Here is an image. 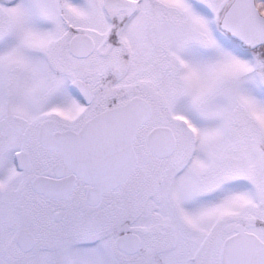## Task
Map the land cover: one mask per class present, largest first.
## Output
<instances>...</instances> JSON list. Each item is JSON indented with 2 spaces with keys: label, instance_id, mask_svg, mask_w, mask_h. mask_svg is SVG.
I'll return each mask as SVG.
<instances>
[{
  "label": "snow or ice",
  "instance_id": "snow-or-ice-1",
  "mask_svg": "<svg viewBox=\"0 0 264 264\" xmlns=\"http://www.w3.org/2000/svg\"><path fill=\"white\" fill-rule=\"evenodd\" d=\"M0 264H264V0H0Z\"/></svg>",
  "mask_w": 264,
  "mask_h": 264
}]
</instances>
